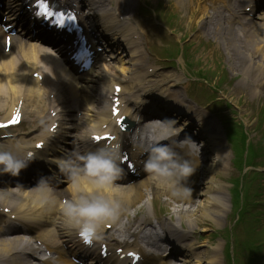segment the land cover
<instances>
[{"label":"clouds","instance_id":"9594fccd","mask_svg":"<svg viewBox=\"0 0 264 264\" xmlns=\"http://www.w3.org/2000/svg\"><path fill=\"white\" fill-rule=\"evenodd\" d=\"M166 130V139L171 143L155 142L146 148L147 158L143 161V171L155 183L167 188L172 197L185 198L191 189L184 182L196 167L192 160L178 152L173 143L185 141L194 143L190 137L183 140H172L183 131L176 119L158 121ZM118 144L105 145L85 154L73 152L66 158H60L57 166L71 181L74 193L72 198L65 199L60 209L66 223L78 233H87L90 240L99 237L103 225L116 223L123 211L121 201L114 195L121 187L117 181L126 173L119 163ZM30 159L21 158L11 149L0 147V173L15 177L28 167ZM51 192L47 178L41 177L37 185Z\"/></svg>","mask_w":264,"mask_h":264},{"label":"bare ground","instance_id":"6f19581e","mask_svg":"<svg viewBox=\"0 0 264 264\" xmlns=\"http://www.w3.org/2000/svg\"><path fill=\"white\" fill-rule=\"evenodd\" d=\"M177 4H182L183 0H176ZM218 33H221L218 30H216ZM228 36L233 37L232 34H228ZM240 41L243 42L247 48L248 51L254 52L256 50L260 51L264 55V40L260 39V47L258 48V40L255 37L249 36L248 34L242 33V36L240 37ZM229 45H233L232 43ZM258 48V49H257ZM244 57V60H249L252 58V56H246L242 54L241 52L236 53L235 55L231 56V59L234 60L231 63V67L235 70L236 65L239 63L238 61H241ZM245 61V63H246ZM13 60L10 56L4 57V60L0 63V111L2 113H5V110L10 109V107L13 104H16V101L18 99H23L24 95L20 92L22 90V87L25 83V77L21 74L19 68L15 67L13 65ZM244 63V64H245ZM243 64V65H244ZM249 62H247L244 65L245 68V81L250 82L251 84L255 85L260 83L261 78H264V61L256 62L253 66V68H248ZM35 68V66H34ZM250 71H252V76L250 75ZM176 78V76H174ZM5 115H8L5 113ZM105 116L100 115L99 118H97L98 122H102L105 120ZM81 127H86V123L83 122L81 124ZM210 150L207 151L208 157H210L211 162L206 165V169H204V190L197 194L199 196V200L197 201V207L194 210L191 211H185L184 215L186 217V220L190 223H207V222H214L218 219L220 216V210L221 207L223 208L224 200H222L221 196L218 194V190H220V185L216 180L215 174L216 173H222L223 167L221 165L222 160L218 155L214 154L213 157V147H209ZM212 150V152H211ZM216 161V162H215ZM53 162V160H51ZM224 172V171H223ZM4 174V173H2ZM6 174V173H5ZM155 186L160 188L159 194H165L170 195L169 190H166L164 192L163 186H160L159 184L155 183ZM162 190V191H161ZM69 195L72 197L74 195L72 188L70 186L69 189ZM23 198H19L18 202L15 204H21ZM180 201H184V198H179ZM8 201L9 199L5 197V195L0 194V202ZM51 204L47 201H41L36 202L32 205V209L35 208V210L40 211L42 213V209H49ZM30 208V211L32 210ZM24 206L19 205L16 208V212L21 215L24 211H26ZM178 242V241H177ZM202 260H199L195 264H200Z\"/></svg>","mask_w":264,"mask_h":264},{"label":"snow or ice","instance_id":"6c2138e0","mask_svg":"<svg viewBox=\"0 0 264 264\" xmlns=\"http://www.w3.org/2000/svg\"><path fill=\"white\" fill-rule=\"evenodd\" d=\"M118 91V89H117ZM115 112V109L113 110ZM111 137L105 136L104 139H110ZM94 139H100L99 137H94ZM81 235L84 237L85 239V243H91V240L88 237L87 233H81Z\"/></svg>","mask_w":264,"mask_h":264}]
</instances>
